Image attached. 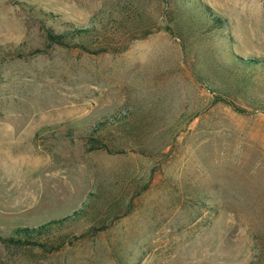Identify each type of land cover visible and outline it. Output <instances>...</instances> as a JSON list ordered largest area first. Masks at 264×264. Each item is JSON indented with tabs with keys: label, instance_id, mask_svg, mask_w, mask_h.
I'll return each mask as SVG.
<instances>
[{
	"label": "rangeland",
	"instance_id": "rangeland-1",
	"mask_svg": "<svg viewBox=\"0 0 264 264\" xmlns=\"http://www.w3.org/2000/svg\"><path fill=\"white\" fill-rule=\"evenodd\" d=\"M235 56H264V0H0V235L81 208L0 264H264V66Z\"/></svg>",
	"mask_w": 264,
	"mask_h": 264
},
{
	"label": "trees",
	"instance_id": "trees-1",
	"mask_svg": "<svg viewBox=\"0 0 264 264\" xmlns=\"http://www.w3.org/2000/svg\"><path fill=\"white\" fill-rule=\"evenodd\" d=\"M201 12L204 16V22H209L210 27H227V18L217 12H214L209 6L204 5ZM43 15H45V19H48L50 13L43 12ZM61 25L62 28L55 29L50 24H47V20H41V29L44 32V38L48 45L77 47L82 50L89 49V38L95 35L94 32L97 31L96 28L91 26L74 25L65 21L61 22ZM235 60L239 63V65H243L245 67L254 68L264 66V56H249L246 58L235 56ZM242 80V76H238V79L234 80L233 87H235L236 90H242ZM219 99L230 105L236 111H245L244 108L236 106L234 102L226 98V96H219ZM248 102L257 109L264 111V100L261 98L251 95V97H248ZM104 125V122L97 123V125L88 133L87 142L91 145V149L101 147L97 146V143H101L100 134L97 133ZM80 209L74 210L71 214L65 217L51 219L37 226H14L11 228L8 235H0V241L4 244L16 246L32 245L44 247L47 239H49L52 235L53 230H57L62 227L67 220L77 217V214L80 213Z\"/></svg>",
	"mask_w": 264,
	"mask_h": 264
}]
</instances>
